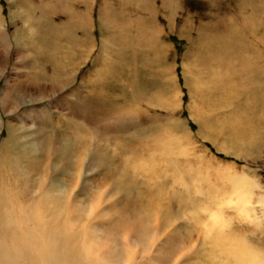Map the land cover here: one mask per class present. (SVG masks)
Returning <instances> with one entry per match:
<instances>
[{
  "label": "rangeland",
  "instance_id": "1",
  "mask_svg": "<svg viewBox=\"0 0 264 264\" xmlns=\"http://www.w3.org/2000/svg\"><path fill=\"white\" fill-rule=\"evenodd\" d=\"M94 1L75 29L67 0H0V155L24 157L12 176H0V197L49 193L48 205L72 211L54 224L76 222L109 235L124 257L133 250L126 228L154 230L156 249L140 264H170L196 235L187 264L206 256L205 207L220 210L229 230L264 250V0ZM62 26L84 41L66 51L51 78L42 41L55 43L49 34L59 38ZM230 27L225 70L218 50ZM123 33L134 45L121 44ZM192 75L203 92L187 80ZM158 146L172 152L160 155ZM233 177L251 187L245 216Z\"/></svg>",
  "mask_w": 264,
  "mask_h": 264
},
{
  "label": "bare ground",
  "instance_id": "2",
  "mask_svg": "<svg viewBox=\"0 0 264 264\" xmlns=\"http://www.w3.org/2000/svg\"><path fill=\"white\" fill-rule=\"evenodd\" d=\"M62 1H64V0H62ZM67 1H68V4L66 5V9L72 14L73 18L71 19V22L72 21L75 22V23L72 22V24L75 25L74 28L76 29V28H78V26H76V25H78V24H76L78 22H76L74 20L79 18L78 20H79V22H81V20L83 18L82 16H84L85 13L88 14L89 10H91L95 7V1L91 0L90 3L87 2L88 4L86 7H83L81 5L82 2L80 0H67ZM243 1H244L243 3L246 2V0H243ZM76 14H78V15L76 16ZM87 18H86V20H87ZM83 20L86 21L84 18H83ZM251 21L253 22L254 20H251ZM259 23H260V21H259ZM80 24L82 25V23H80ZM116 25L118 26V23ZM252 26L254 27V24H252ZM79 27H81V26H79ZM231 27L228 29V32L225 35H223V37L221 38L223 40V42H221L222 47L220 46L221 44L220 45H219V43L217 44L220 46L219 50L217 49L219 51L218 54L223 53V55H224V62L226 63V69L225 70H227L228 67H230L229 58L231 59V57H230L231 56L230 52H232L231 38L233 36V35L231 36V34H233V33H231ZM62 28H63V26H62ZM138 28H139V26H138ZM63 29H65V28H63ZM68 30H70V29H67L66 32H68ZM58 31L60 32V30H58ZM235 31H236V29H235ZM66 32L64 33L65 36H63L64 34H62L61 36H59V38H57V34L55 32L52 34H49V35H52L55 37V39H54V40H56L55 43H53V41H51L48 38L46 39V37L43 38V41H42L43 47H42L41 53L45 54L46 52L48 53L50 51L48 53V61L50 63L49 64L50 66L45 65V66H47L46 69L50 68L52 70L50 73V77L52 76V74H54L56 69L61 66L62 63L66 62V51L72 50V48L75 47L76 45L81 46V43H83V41H84L80 37L75 38V35H74V37L71 36L74 33H70L71 34L70 35L69 32H68V34H66ZM118 36H119V40L122 42L121 43L122 45H134L133 44L134 39H135L134 37L131 38L127 34L124 35V33L120 34ZM139 37H140V34H139L138 38ZM62 39H64L65 42H63ZM60 40L63 43H61V42L59 43ZM143 40H144V38H143ZM139 43L140 42L138 41L137 44H139ZM212 43L213 42H211L210 44H212ZM241 43H243V41ZM45 49H46V52H45ZM230 49H231V51H230ZM234 49L235 48H233V50ZM244 50H246V48ZM246 52H248V51L246 50ZM248 53H250V52H248ZM232 54H234V53H232ZM198 55H200V54H198ZM220 57L222 59V56H220ZM254 58H255V56H254ZM191 60H192L191 62L193 64L194 63L199 64L200 57L199 56L196 57V55H194V56H192ZM247 60H249V58H247L246 61ZM251 60H252V58H251ZM238 61H240V59ZM243 63H245V62H243ZM232 64H233V62H232ZM253 66H251V68ZM246 67H249V64H248V66L246 65ZM241 68H243V67H241ZM73 69H76V68L71 66L70 70H73ZM194 75H196V74H194ZM230 75H232V74L230 73ZM222 76H224V75H222ZM225 76H227V75H225ZM231 79L232 78H230L229 82L227 81L228 85H230V83H232ZM187 80L191 81L192 86L193 85L195 87L197 86V89H196L197 92L200 91L201 88H200V84L198 82L201 79L198 78V76L197 77L195 76L193 78V80H190V79H187ZM227 80H229V79H227ZM189 81H187L188 84H190ZM235 117H236V115H235ZM237 119H240V118L238 117ZM233 121L234 120H232V122ZM235 121H236V123L238 122V120H236V119H235ZM240 121L241 120H239V123H240ZM241 122L243 124V121H241ZM239 123H237V124L239 125ZM244 126L245 125L243 124V127ZM0 127H1V121H0ZM0 130H1V128H0ZM9 130L7 129L8 135L11 133ZM78 131H80V130H78ZM81 143H83V142H81ZM165 143H166V141H165ZM174 144H173V146H174ZM169 145H170V143H169ZM158 147H160L159 150L157 149L159 151L160 155H164L166 153L169 154L172 152L171 151L172 147H170V146H168V147L167 146L166 147L158 146ZM1 149L2 148L0 147V153H3ZM78 154H79V157L82 156V155L80 156V153H78ZM146 156H148V155H146ZM150 156H152V154H150ZM166 156H167V154H166ZM23 158L24 157H22V158L18 157L16 159H12V158H9L8 156H6L5 154L0 155V176L4 175V176H6V178L12 176V174L16 172L15 163L22 161ZM49 159L50 158H48V160ZM154 160L155 159L151 158L150 161H148V159H147L143 162H140L139 163V167H140L139 170L142 171V169H144L146 167L147 163L154 161ZM23 163H24V161H23ZM151 163H150V165H152ZM81 164H80V166H81ZM23 169H26V168L24 167ZM18 170L21 171L20 169H18ZM30 170L26 169V171L24 173H21V174H23L24 178L30 177L29 176L31 174ZM19 174H20V172H19ZM21 174H20V176H21ZM229 179H230L229 184L231 187V191L236 194V204H237V206L240 207L239 209L243 212V216H245V215H247V213L244 210V208H245L244 206H246V204L249 203L248 198L251 196V195H249L252 192V191H250L251 187L248 186V184L245 182V178H243V177H233V178H229ZM252 184H254V183H252ZM10 196H11L10 199H8L6 197V195H3V194L0 197V264H140L141 262H143L140 259H143V257L146 254L148 256H150V254L154 252V250L156 249V248L154 249V245L156 243V238L158 236L160 237L159 234L153 232L154 230H149L147 228H146L147 230L143 231V233H137L138 228H126L125 232L123 231V234H124L123 237H124L125 242L128 245L132 246L133 250L132 251L128 250L126 257H124L121 249L116 250L114 253V251L112 250V247H111L109 235H104V234H102V232L97 233L96 230H94L88 226H83L84 224L79 225L76 222L72 223V224L63 225V226L61 225L62 222H60V224H57V222H56L55 224L61 225V227L54 226L55 225L53 222L54 218H59L62 215H64V217H65L66 214H69L72 211H71V209H69V207L66 204H61V203L55 204L54 202H52L50 205H48L49 203H48L47 198L49 196V193L47 194L46 192H42L39 195H37L36 197H32L31 199L27 200V198H25V197L14 195L13 190H12ZM63 198H64V196H63ZM263 198H261L262 202H264ZM57 200L59 201V199H57ZM259 202H261L260 199H259ZM202 204H204V203H202ZM214 204H216V203H214ZM199 205H201V204H199ZM199 205L197 204V206L202 209L203 206L201 207ZM95 208H97V207H95ZM199 208H197V209L199 210ZM215 208H216V206H215ZM217 208H219V207H217ZM209 209L210 208L207 209L205 207V210H208V212H209V214H208L209 218H208V221H206V223L204 224L203 230H201V237L204 240L203 245L205 247L208 246V248H205V251L207 252V254H206V256L202 257V259L195 262L194 264H264V250L261 249L256 243L248 241L245 236H243L241 234L234 233V232H232L231 229L229 230L228 228L230 227L229 226L230 221L227 220V218H225L223 216L224 214H222L220 212V210L209 211ZM87 210H89V208ZM193 211L194 210H192V212ZM197 214L200 216L199 211ZM197 214L196 215L194 214L193 217L197 218L198 217ZM206 214H207V212H206ZM205 218H206V216H205ZM63 219H66V218H63ZM199 220H201V218ZM196 221L194 219V222H196ZM199 222L200 221H198L197 224ZM201 223H203V221ZM228 223H229V225H228ZM86 224H89V223H86ZM158 226L159 225H157V227ZM166 226L167 225L164 223L163 227H166ZM176 228H177V226H176ZM171 230H173V229H171ZM94 234L96 235V237L94 236ZM170 237L173 238L172 236H170ZM166 241H168V240H166ZM173 241H175V240H173ZM173 241H172V244H174V245H176L178 243V240H176L175 242H173ZM198 241H199V238H198V235H196V236H194V239L189 242L190 244L188 246H184V247L181 246L182 249H179L178 253H176L174 255L172 262L170 264H187V260H188V258L191 257V255H192L191 252L197 246ZM66 252H69L72 254H67L66 258H64L62 253H66Z\"/></svg>",
  "mask_w": 264,
  "mask_h": 264
}]
</instances>
